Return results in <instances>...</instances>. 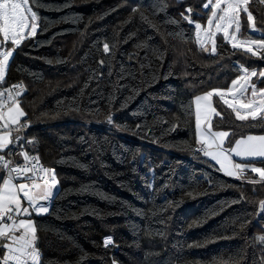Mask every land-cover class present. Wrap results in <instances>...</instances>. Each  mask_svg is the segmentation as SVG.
Wrapping results in <instances>:
<instances>
[{"label": "trees", "instance_id": "obj_1", "mask_svg": "<svg viewBox=\"0 0 264 264\" xmlns=\"http://www.w3.org/2000/svg\"><path fill=\"white\" fill-rule=\"evenodd\" d=\"M205 2L29 0L40 26L0 88L24 83L27 147L59 179L50 211L34 217L40 264H264V184L218 170L196 150L195 127L196 96L230 88L241 67L259 74L264 59L222 33L216 53L201 49L185 17L206 25ZM249 10L259 31L241 13L238 38L264 37V0ZM213 104L227 147L264 133L259 117L240 121L215 95Z\"/></svg>", "mask_w": 264, "mask_h": 264}, {"label": "snow or ice", "instance_id": "obj_2", "mask_svg": "<svg viewBox=\"0 0 264 264\" xmlns=\"http://www.w3.org/2000/svg\"><path fill=\"white\" fill-rule=\"evenodd\" d=\"M203 8L209 11L206 25L192 21L190 16L185 17L193 25L195 39L201 49L216 53L215 37L217 33H222L224 40L233 49H241L264 59V37L239 39L237 36L241 30V13L246 14L249 31H259L256 18L249 10V0H206ZM187 11L191 13L192 10L188 8ZM39 19L29 0H0V81L5 77L14 49L25 39L36 36L40 26ZM9 43L11 48L7 47ZM103 48L108 52L109 45L105 43ZM241 71L243 75L234 79L230 88L213 89L195 97V127L200 144L199 152L216 162L219 165L218 170L229 177L239 180L246 172L251 171L258 174L260 182L264 184V167H256L254 163H236L233 160V154L244 159L264 160V135L241 137L235 141L234 146L225 148V139L229 133L212 131V117L220 115L213 107L214 95L233 110L238 120L246 121L251 118L255 121L259 117L264 121V87H257V82L252 79L258 75L259 78H264V71L258 74L255 69L249 71L247 67H241ZM249 89L250 97L247 95ZM16 95L20 93L17 92ZM25 115L11 93L5 99L4 93L0 92V152L7 149L9 157L20 140L17 135L14 142L11 126L17 125L15 131L19 133L25 126L20 124V118ZM109 122L111 123V117ZM20 148L22 164L0 155V164H3L7 173L0 178V239L4 241L5 249L0 264H40V251L36 247L37 228L31 217L33 213L37 216L47 214L52 198L59 195L55 169L44 167L39 163L38 155H30L23 150L22 145ZM260 208L264 210V200L260 202ZM258 239L264 242V236ZM111 242V237L105 238V245Z\"/></svg>", "mask_w": 264, "mask_h": 264}, {"label": "built area", "instance_id": "obj_3", "mask_svg": "<svg viewBox=\"0 0 264 264\" xmlns=\"http://www.w3.org/2000/svg\"><path fill=\"white\" fill-rule=\"evenodd\" d=\"M25 90V85L22 81H18V82H14L10 85H6V86H3L2 88H0V92H3L4 93V96H5V99L7 98V96L11 93L14 97V99H16L18 102L20 101V96L21 94L24 92ZM19 92L20 95H16V93ZM20 124H23V123H20ZM25 125V124H23ZM13 128V133L12 134H16V135H19L20 137V140L17 144V147H15L17 149V153L16 155H13L15 154L13 152V154L11 155V157L8 156V154H0V155H3L5 157V159H11L13 162L15 163H23V158H22V155L20 154L21 153V148H20V145L23 146V150L25 151H28L30 153V155H38V154H35L34 152H31L28 147H27V136H26V131L31 127V125H25L23 129H21L19 131V133H17L15 131V129L18 127L17 125H13L11 126ZM199 146L196 148L197 151H199ZM39 157V163L42 164L44 167H47V168H51L50 166H48L47 164H45L40 156L38 155ZM0 166L4 169L5 171V175L7 174L6 173V169L4 168L3 164H0ZM14 166V165H13ZM110 237V236H109ZM107 238V237H106ZM111 243H108L107 245H110V244H113V238L111 237ZM105 243V241H104ZM114 264H118L117 262H114Z\"/></svg>", "mask_w": 264, "mask_h": 264}, {"label": "crops", "instance_id": "obj_4", "mask_svg": "<svg viewBox=\"0 0 264 264\" xmlns=\"http://www.w3.org/2000/svg\"><path fill=\"white\" fill-rule=\"evenodd\" d=\"M250 91L251 90H249L248 91V93H247V95L250 97ZM205 94V93H204ZM204 94H200V95H198V96H202V95H204ZM197 97V96H196ZM212 100H213V98H212ZM19 105H20V107H21V104H20V102H19ZM213 107H214V104H213ZM22 108V107H21ZM23 110V109H22ZM214 117H215V115H213V117H212V121H211V124H212V122H213V119H214ZM23 118H24V116L23 117H21L20 118V121H22L23 120ZM212 131L213 132H216V131H214V129H213V127H212ZM225 132H227V131H225ZM229 133V132H228ZM230 134V133H229ZM13 135V139H15V137H16V135L15 134H12ZM197 137H198V133H197ZM228 137H229V135H228ZM228 137H226V139H225V144H226V141H227V139H228ZM199 146H200V144H199ZM11 147V146H10ZM5 150H7V149H5ZM5 150H3V151H5ZM209 158V157H208ZM210 160H211V158H209ZM236 163H245V161H242V160H240V158L239 157H235L234 159H233ZM214 162V161H213ZM216 163V162H215ZM218 165V164H217ZM219 166V165H218ZM1 172H2V170H1V166H0V178H2V177H4L5 176V173L2 175L1 174ZM222 172V171H221ZM223 173V172H222ZM224 174V173H223ZM232 178H234V177H232ZM0 185H2V181H0ZM57 188L59 189V185L57 184ZM54 198H55V195H54V197L52 198V200H51V205H50V208H51V206H52V203H53V200H54ZM50 211V210H49ZM41 215H46V214H41ZM41 215H38V216H41ZM35 216H37V215H35L34 213H33V216L31 217L33 220H34V217ZM18 219H19V217H18ZM35 221V220H34ZM3 243H4V241L2 240V239H0V260H2V257H3V255L5 254V249L3 248ZM36 244H37V241H36ZM37 247V246H36Z\"/></svg>", "mask_w": 264, "mask_h": 264}, {"label": "rangeland", "instance_id": "obj_5", "mask_svg": "<svg viewBox=\"0 0 264 264\" xmlns=\"http://www.w3.org/2000/svg\"><path fill=\"white\" fill-rule=\"evenodd\" d=\"M34 10V9H33ZM34 11H36V10H34ZM38 13V12H37ZM38 15H39V13H38ZM237 36H238V34H237ZM12 47V45L9 47V48H11ZM16 49V48H15ZM15 49H14V51H13V54H14V52H15ZM13 56V55H12ZM12 56L9 58V64H10V61H11V58H12ZM8 69H9V65H8V67H7V69H6V72H5V77H4V79H6V77H7V74H8ZM241 75H243V73L241 74ZM3 79V80H4ZM253 79V78H252ZM257 87H259L258 85H257ZM250 90V89H249ZM204 94V93H203ZM229 99L231 98V97H228ZM20 122H22V121H20ZM23 124H25V125H31L30 123H26V122H23ZM214 131H223V130H214ZM249 135H252V136H260V135H264V133H252V134H248V135H245V136H242V137H247V136H249ZM241 137H239L238 139H240ZM237 139V140H238ZM228 140V139H227ZM226 143H227V141H226ZM235 143V142H234ZM234 146V145H233ZM224 147L225 148H229V147H227L226 146V144H224ZM236 156L233 154V159L235 158ZM240 160H242V161H250V160H256V161H259V160H261V159H259V158H256V159H251V158H248V159H244V158H240ZM256 167H261V166H258V165H255ZM250 173H252L251 171H248V172H246V174H245V176L242 178V179H239V181H244V180H246V176L249 174L250 175ZM55 174H56V178H57V180H58V183H59V179H58V176H57V173H56V170H55ZM254 176L253 177H257V179H249L248 181H257V182H260V178H259V176H258V174H255V173H252ZM234 179H236V178H234ZM236 180H238V179H236Z\"/></svg>", "mask_w": 264, "mask_h": 264}, {"label": "water", "instance_id": "obj_6", "mask_svg": "<svg viewBox=\"0 0 264 264\" xmlns=\"http://www.w3.org/2000/svg\"><path fill=\"white\" fill-rule=\"evenodd\" d=\"M209 52V51H208ZM56 196V195H55Z\"/></svg>", "mask_w": 264, "mask_h": 264}]
</instances>
